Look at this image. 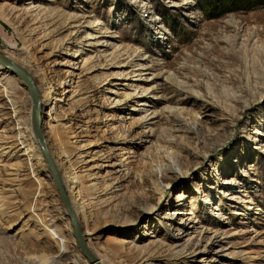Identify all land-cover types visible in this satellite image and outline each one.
<instances>
[{"label":"rangeland","instance_id":"374dc122","mask_svg":"<svg viewBox=\"0 0 264 264\" xmlns=\"http://www.w3.org/2000/svg\"><path fill=\"white\" fill-rule=\"evenodd\" d=\"M236 3L0 0V52L28 70L41 99L46 88L57 98L50 117L43 103L42 129L62 180L70 168L56 135L71 158L76 146L84 153L75 165L88 206L76 209L104 263L171 264L185 250L178 264H264V0ZM6 70L0 264H92L38 146L30 92ZM19 123L40 160L19 146ZM160 128L175 132L166 147L176 172L146 155Z\"/></svg>","mask_w":264,"mask_h":264},{"label":"bare ground","instance_id":"6f19581e","mask_svg":"<svg viewBox=\"0 0 264 264\" xmlns=\"http://www.w3.org/2000/svg\"><path fill=\"white\" fill-rule=\"evenodd\" d=\"M142 4H143L142 8L145 5L147 7V4L145 2H142ZM0 16H2L3 18H7L5 13H0ZM98 25H101L100 21L97 22V24L95 26H98ZM41 29H42V31L40 32L39 35H40L41 38L44 39L48 35L47 30H46V25L43 24L41 26ZM90 39H93V37L89 36V40ZM30 46L31 45H27L26 48H25L27 54H30V51H31ZM1 66L4 69H6L3 65L0 64V70H1ZM35 70H36L37 74L39 75V77L41 78V80L43 82H45L46 79H47L46 75L43 73V70L41 69V67L38 64H36ZM56 99L53 96L52 88H46L45 89V93H44V95H43V97L41 99V102L42 103L51 104V107H50V110H49L50 111L49 117L52 116L51 113L56 107ZM16 115H17V112H15V119H17ZM17 125L19 126L18 128H19V131H20L19 132L20 139L18 140L19 146H21L22 149H25V153L28 152L27 153L28 155H26V154L25 155L28 156L30 160H33V159L36 160V161L40 160V156L37 153L34 154L33 156H30L31 153H30V148H28V140L26 139V135L23 132L24 130L26 132V129H25L24 126L21 127L22 126L21 123H19ZM32 126H33V123H32ZM33 132H34V129H33ZM151 133L153 135H155L157 137V139L155 141H153L154 147H151V149L146 154L147 157L149 156L151 158L150 164L158 172L161 171V170L176 172L173 166L177 164V153H175L174 150H172L173 148L171 146L166 147V143L168 142V140L170 141L171 138H173V136H175V132L173 130H167L165 128H160V129H157V130H151ZM258 133H262V132L259 129H256L254 131V134H258ZM56 140H57L58 144L61 147V154L66 158V162L68 163L69 168H70V171H69L68 175H66V177L63 176L64 178H63L62 182L64 184L66 192L68 193L67 195H69L71 203H72V205L74 207L73 209H74V211L76 212V214L78 216L79 211L77 209L82 210V213H84V212L87 211V206H88V204H87L88 202L86 201L87 195L85 194L86 190L84 189V187L82 185L81 176H80V174L76 173V170L78 169L76 167V165L82 163V161H83L82 160V156H83L84 153L80 152L82 148L76 146L75 148L77 150V153L73 157L74 159L75 158L76 159L73 161V158H71V156L68 155L67 151L63 149V147H62L63 146L62 139L60 138V135H58V134L56 135ZM179 140L183 144L187 145L186 139H184L183 137H180ZM7 146L8 145L5 144L3 141H0V153H2L4 151V149L7 148ZM38 146H39V148L41 150V147H40L39 144H38ZM169 151H171V152H169ZM41 153L43 155L42 150H41ZM43 157H44V155H43ZM57 168H58V166H57ZM61 178H62V176H61ZM95 195L96 194L94 193V195H91V196H95ZM96 200H98L97 203L96 202H94V203L97 204V206L102 204V201L99 199V197H97ZM200 228L204 232H206V230H207L206 226H204V225H202ZM141 254L143 256V252H141ZM188 255H189L188 252H185V250L181 251L179 253L174 254V257L172 258V260L168 261V262L171 263V264L183 263V262H185L187 260ZM63 258L64 257H63L62 254L59 255L57 257L58 263ZM143 258L145 259L144 260L145 262H148V261H151V260L155 259L156 257H154L153 255H151L149 257H145V255H144L142 257V259ZM140 260L141 259H139V260L132 259L129 262H127V264H141ZM99 261H100L101 264H106V263H104V261H101V260H99ZM73 264H80V263L77 262V261H74ZM110 264H115V263L111 262ZM119 264H126V261L125 260H119Z\"/></svg>","mask_w":264,"mask_h":264},{"label":"water","instance_id":"95a60500","mask_svg":"<svg viewBox=\"0 0 264 264\" xmlns=\"http://www.w3.org/2000/svg\"><path fill=\"white\" fill-rule=\"evenodd\" d=\"M0 64L3 65L12 74L18 76L30 92V97L32 100V123L34 134L36 136L37 142L41 147L43 155L48 163V166L53 174L56 187L59 191L60 197L66 206L68 216L71 221L72 231L77 239L80 249L84 254L90 259L92 264H101L98 257L91 251L86 241V238L82 232V227L80 220L74 211L72 204L68 198L66 189L62 182L61 174L56 166L52 152L49 148L48 142L46 140L45 134L42 129L43 124V103L41 102V96L32 75L24 68L22 65L16 63L8 54H3L0 52Z\"/></svg>","mask_w":264,"mask_h":264},{"label":"trees","instance_id":"16d2710c","mask_svg":"<svg viewBox=\"0 0 264 264\" xmlns=\"http://www.w3.org/2000/svg\"><path fill=\"white\" fill-rule=\"evenodd\" d=\"M229 3L232 4H237L236 2L238 1L239 3H241L242 5L240 7H237L236 9H250L252 7L251 2L253 0H228Z\"/></svg>","mask_w":264,"mask_h":264}]
</instances>
